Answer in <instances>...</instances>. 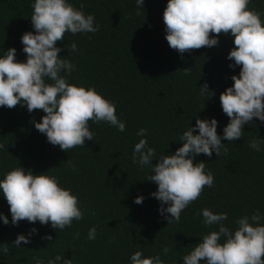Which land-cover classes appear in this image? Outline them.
Returning <instances> with one entry per match:
<instances>
[{
  "label": "trees",
  "instance_id": "obj_1",
  "mask_svg": "<svg viewBox=\"0 0 264 264\" xmlns=\"http://www.w3.org/2000/svg\"><path fill=\"white\" fill-rule=\"evenodd\" d=\"M33 2L0 0V56L15 48L17 62H26L21 36L30 31L35 34L30 20ZM70 3L77 9L83 4L82 11L94 15L99 31L65 33L64 40L57 42L63 49L59 55L75 65L67 80L95 88L113 102L126 129L119 132L106 122L89 121L93 141L85 140L84 147L64 152L35 129L34 121L41 122L46 115L42 110L29 113L20 104L11 109L0 107V179L19 166L34 175L55 176L61 187L78 197L84 213L82 220H73L71 227L63 230L26 220L13 226L10 206L0 197V213L9 219L8 225L0 221V244L9 245L8 255L0 253V264H37V260L48 264L56 256L71 259L72 264H130L129 257L136 251L145 257L160 255L164 264H183L182 258L192 246L210 231H218L217 225L203 224L201 209L227 213L228 220L223 223L233 230L242 216L256 212L264 216V150L249 147L252 140L264 139V123L255 118L244 126L241 139L222 140L226 150L218 157L213 153L211 158L204 154L194 158V163L206 164L205 172L213 174L214 184L204 187L200 197L181 212L178 223L168 225L159 214L160 202L150 195L157 185L146 180L150 168L132 162L134 145L142 138L156 151L154 166L160 155L174 154L182 146L180 136L195 127L197 118H215L217 134H223L229 118L219 97L240 71L239 67L230 68L234 61L227 59L234 38L220 34L217 46L181 55L165 39L167 0H145L144 9L137 7L136 0ZM248 8L264 14V0H252ZM261 19L264 21V15ZM73 42L78 50L70 54L66 45ZM189 68L190 75L180 71ZM205 83L212 96L200 94ZM141 128L147 129L146 137L137 136ZM139 195L144 201L137 205L133 201ZM92 227H96V238L88 240ZM32 228L38 231L31 235L30 243L12 245L17 235L28 236ZM49 235L51 241L44 239ZM165 247L169 249L166 255Z\"/></svg>",
  "mask_w": 264,
  "mask_h": 264
},
{
  "label": "clouds",
  "instance_id": "obj_2",
  "mask_svg": "<svg viewBox=\"0 0 264 264\" xmlns=\"http://www.w3.org/2000/svg\"><path fill=\"white\" fill-rule=\"evenodd\" d=\"M145 0H136L138 8L144 9ZM252 0H167L163 12L165 39L171 49L183 55L193 49L212 48L219 43L220 34L233 37L234 47L227 59L234 61L229 67L240 68L239 75H233L234 82L221 93L219 99L222 111L229 118L222 135L217 134L218 121L196 119L195 127H189L180 136L181 147L174 154H162L157 159L154 148L142 138L133 148V164L141 168L148 166L151 174L146 180L157 185L150 195L160 202L159 214L170 223L180 221L181 212L197 200L204 187H213L214 176L205 172L204 162H195L200 154L218 157L225 149L222 140L233 142L241 139L243 128L253 119L264 123V15L249 9ZM77 9L70 0H34L31 24L35 30L21 36L27 54L26 62H17L16 49L10 48L0 56V107L14 108L20 104L31 113L35 109L46 115L41 122L34 121V127L46 136L47 142L67 152L76 146L84 147L85 140L93 141L94 133L89 121L106 122L119 132L126 124L116 115V105L99 94L95 88L71 84L67 76L75 70L70 60L59 54L57 47L65 33H96L99 25L92 14ZM210 34H215L210 36ZM70 54L77 52V44L66 45ZM190 70L183 71L190 75ZM65 75H61V73ZM51 81V83H49ZM200 94L209 91L207 83L200 87ZM204 107V105H203ZM198 130V134L194 132ZM147 129L141 128L137 136L146 137ZM264 139L252 140L249 147L257 152L264 149ZM3 145H0L2 148ZM74 168L71 161L66 162ZM0 197L10 206L11 223L18 226L26 220L31 224H51L52 229L71 227L73 220L80 221L84 213L78 197L70 189L60 186L55 176L34 175L31 170L16 167L0 179ZM144 197L137 196L134 203L142 204ZM167 205V207H164ZM170 214V215H169ZM206 226L217 225L218 231H210L200 242L192 246L189 254L183 256V264H264V216L259 212L250 217L245 215L236 220L235 230L227 227V213H214L208 208L200 210ZM0 221L9 224V219L0 213ZM29 235H17L12 243L20 247L21 242L30 243ZM96 227L89 229L88 240H95ZM79 234H77L78 237ZM223 238V241H222ZM44 239L51 241L52 236ZM8 244H0V253L8 255ZM169 249L165 247L166 255ZM130 264H164L160 255L145 257L136 251L129 257ZM72 264L71 259L56 256L48 264ZM37 264H41L37 260Z\"/></svg>",
  "mask_w": 264,
  "mask_h": 264
}]
</instances>
